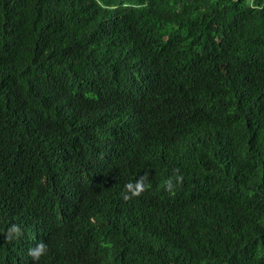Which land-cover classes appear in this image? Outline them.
<instances>
[{
	"label": "trees",
	"instance_id": "16d2710c",
	"mask_svg": "<svg viewBox=\"0 0 264 264\" xmlns=\"http://www.w3.org/2000/svg\"><path fill=\"white\" fill-rule=\"evenodd\" d=\"M248 1L0 0V264H32L37 239L39 264H264V0Z\"/></svg>",
	"mask_w": 264,
	"mask_h": 264
},
{
	"label": "clouds",
	"instance_id": "9594fccd",
	"mask_svg": "<svg viewBox=\"0 0 264 264\" xmlns=\"http://www.w3.org/2000/svg\"><path fill=\"white\" fill-rule=\"evenodd\" d=\"M248 1V0H247ZM251 7H254L248 1ZM184 177L176 170L175 175L170 176L162 181L164 189L169 192H174L177 184L183 183ZM151 181L149 175L146 173L142 177L136 176L131 182L124 185L123 191L121 190L120 198L123 201L132 200L133 197L139 196L145 190L150 188ZM24 235V229L19 224H12L6 232L3 234V238L11 244L14 240H19ZM32 246V247H31ZM28 251L27 256L31 258L32 264H39V261L43 256L48 253V244L44 241H37L32 244Z\"/></svg>",
	"mask_w": 264,
	"mask_h": 264
}]
</instances>
